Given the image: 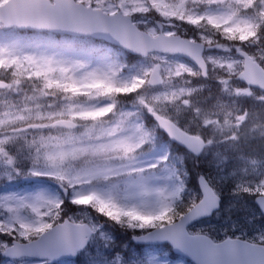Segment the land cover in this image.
I'll use <instances>...</instances> for the list:
<instances>
[{
    "label": "snow or ice",
    "instance_id": "6c2138e0",
    "mask_svg": "<svg viewBox=\"0 0 264 264\" xmlns=\"http://www.w3.org/2000/svg\"><path fill=\"white\" fill-rule=\"evenodd\" d=\"M125 53L137 63H125ZM184 76L212 80L224 96L264 93V0H10L0 9V182L43 176L63 190L0 195V255L49 264L83 249L101 226L89 215H67V197L105 222L140 230L134 240L167 242L197 264H264V247L188 231L219 208L214 183L235 180L237 195L246 168L216 152L217 173L221 165L232 171L198 174L200 191L186 200L188 173L169 163V153L140 159L163 134L194 159L239 144L248 109L221 120L225 106L202 108L192 97L205 86H178ZM234 80L245 87L234 88ZM184 111L194 123L181 121ZM258 172L242 190L264 210V169ZM257 253L258 262L247 258ZM111 264L125 262L117 253Z\"/></svg>",
    "mask_w": 264,
    "mask_h": 264
},
{
    "label": "rangeland",
    "instance_id": "374dc122",
    "mask_svg": "<svg viewBox=\"0 0 264 264\" xmlns=\"http://www.w3.org/2000/svg\"><path fill=\"white\" fill-rule=\"evenodd\" d=\"M6 0H0V4L4 3ZM213 54H215L213 52ZM176 60H179L177 58H174ZM180 61V60H179ZM182 62V61H180ZM185 63V62H183ZM187 64V63H186ZM178 86H182L185 88H193V87H198V86H188L184 84H178ZM219 98V100L217 99ZM225 96L221 95L220 91L218 90V93L216 94V98L213 100H209L206 104V107L208 110L214 109L215 105L222 104L225 106L223 114V119L225 118V114L230 111L231 108V100L227 102V100L224 99ZM228 107V108H226ZM219 111V109H215ZM188 112V111H184ZM231 112V111H230ZM183 113V112H182ZM191 123H194L192 121ZM210 133L206 134H211V129H209ZM231 131H234V128L231 129ZM225 134L228 135V131H225ZM239 134L241 136V141H247V140H254L256 138H251L253 135L252 129L249 128V126L242 128L239 130ZM219 136H217L218 138ZM264 139V137H263ZM228 148H224L221 151H218L216 149V145L210 149L208 152V155L212 153L211 150H213L215 153L216 152H228ZM248 149V148H247ZM165 153V150H160L159 152L153 154L151 157H147L145 159H142L143 162L145 163H153L156 161L157 158L163 156ZM229 160H231L232 165H235L237 169L239 168H246L248 175L245 177L243 175L238 176L236 179L243 180L244 183L241 186V189L239 190V194L233 195V184L235 183V180H225L224 182H219L217 181L214 183V186L216 188V191L221 194L226 196L225 199V205L223 208V211L225 213H229L231 208H233L234 204L240 205L242 207L241 213L244 215L239 216L235 215L231 218L226 216L225 214L222 215H217L216 217H212L208 220H204L200 223H197L194 225L193 231L194 232H202L205 231L209 235H211L214 239L216 240H221L226 237H242L248 240L252 241H257L260 242V237L264 235V221L261 220L260 218L262 217L260 212L255 211L250 202H249V197L251 195L246 194L242 189L243 187H249L250 184L256 180L260 179V173L258 172V169H264V165H254L249 163L245 159H241V157H235V158H230L227 156ZM20 163L22 166L26 163L23 161V159H20ZM224 171L215 174L213 177H218V176H226L228 173L232 171V167L228 165H223ZM6 183L2 182L0 183V195L2 194H31L33 192H38V191H46L51 194H59L56 190L48 188V187H38V188H33V187H27L23 190H8L5 188ZM81 215H89L90 213L87 211H82L81 213H75L70 216H81ZM99 239H102L104 248L107 247L111 241V239L107 236L99 235L98 239L96 242L99 241ZM134 252V251H132ZM160 253V251H157ZM134 254H137V252H134ZM161 254V253H160ZM154 258H158L160 261L167 260L169 264H186L183 261H170L168 259L167 255H159L156 252H152L151 250H144L143 251V259L141 261H138L137 259H132V261H126L125 264H148V262ZM113 259L110 260H103L101 262H98L97 264H111ZM33 260L29 261H21L20 264H33ZM3 264V263H2ZM4 264H6L4 262Z\"/></svg>",
    "mask_w": 264,
    "mask_h": 264
},
{
    "label": "trees",
    "instance_id": "16d2710c",
    "mask_svg": "<svg viewBox=\"0 0 264 264\" xmlns=\"http://www.w3.org/2000/svg\"><path fill=\"white\" fill-rule=\"evenodd\" d=\"M260 111H264V109L260 108ZM258 113H259V109H258ZM205 166H206V162L194 159L191 156L189 158H186L183 161V163H180L179 165L180 169L183 168L188 173V175L185 177L187 187L196 188V172L199 170L202 171ZM188 198L189 197L185 195V199L187 200Z\"/></svg>",
    "mask_w": 264,
    "mask_h": 264
},
{
    "label": "water",
    "instance_id": "95a60500",
    "mask_svg": "<svg viewBox=\"0 0 264 264\" xmlns=\"http://www.w3.org/2000/svg\"><path fill=\"white\" fill-rule=\"evenodd\" d=\"M257 75H259V73H257ZM264 211V210H263ZM241 243H246V242H243V241H241ZM248 244V243H247ZM257 248H259V246H256ZM178 251H180V252H183V251H181V250H179V249H177ZM183 253H185V252H183ZM186 255H187V253H185ZM248 259H252V260H255V261H259L260 260V255L257 253V254H255L254 256H251V257H247Z\"/></svg>",
    "mask_w": 264,
    "mask_h": 264
}]
</instances>
